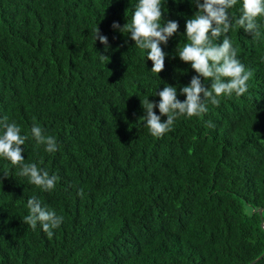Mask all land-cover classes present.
<instances>
[{"label": "trees", "instance_id": "trees-1", "mask_svg": "<svg viewBox=\"0 0 264 264\" xmlns=\"http://www.w3.org/2000/svg\"><path fill=\"white\" fill-rule=\"evenodd\" d=\"M137 4L0 0V118L29 137L22 163L59 177L43 191L0 157V264H264V16L256 37L235 24L241 0L228 10L226 35L253 73L248 91L178 118L156 138L140 120L143 101L158 104L165 85L185 100L180 89L196 73L178 54L198 9L161 0L162 24L179 28L161 45L164 69L155 74L146 50L111 28L130 23ZM96 27L107 49L94 41ZM34 123L58 151L37 146ZM33 196L63 216L52 238L24 223Z\"/></svg>", "mask_w": 264, "mask_h": 264}, {"label": "clouds", "instance_id": "clouds-1", "mask_svg": "<svg viewBox=\"0 0 264 264\" xmlns=\"http://www.w3.org/2000/svg\"><path fill=\"white\" fill-rule=\"evenodd\" d=\"M237 2L238 0H192L198 11L185 23L184 36L188 43L179 51L178 57L183 63L190 64L196 75L191 78L189 85L180 89V94L186 97L183 102L177 99V89L168 85L155 93L159 96L158 104L149 102L148 99L143 101L145 115L140 120L153 137L161 138L165 133L171 132L174 121L182 116L191 118L206 114L207 105L210 103L219 106V98L222 96L231 97L235 94L239 97L248 91L247 82L253 73L246 70L237 58L236 49L226 35L232 27L228 10ZM239 13L235 24L245 33L259 37L260 25L257 18L264 16V0H241ZM162 15L161 0H138L130 23H125L122 28L116 22L111 25L113 30L130 34L129 39L134 45L146 50V60L152 62L151 72L155 74L164 69L166 53L161 45H166L179 28L178 22L174 20L162 24ZM222 36V43L217 44L216 41ZM96 40L106 49L110 47L107 36L102 35L98 27L94 34V41ZM100 58L108 60L103 55ZM202 80L210 81V86L206 87ZM154 108L158 109L160 115L154 113ZM162 116L166 117L163 122ZM209 127L214 125L209 122ZM20 132L21 128L15 122L10 123L7 115L0 118V157L10 161L12 166L20 165L18 175L27 177L29 183L43 191L53 190L59 179L57 175H50L46 169L39 168L35 163H22V146L29 137L27 134L22 136ZM30 134L37 146H44L46 153L58 151L56 137L46 135L39 124H33ZM77 194L83 197V189ZM27 209L24 223L33 230L39 224L47 237L52 238L53 230L60 227L63 216H58L54 210L42 206L36 196L27 200Z\"/></svg>", "mask_w": 264, "mask_h": 264}, {"label": "water", "instance_id": "water-1", "mask_svg": "<svg viewBox=\"0 0 264 264\" xmlns=\"http://www.w3.org/2000/svg\"><path fill=\"white\" fill-rule=\"evenodd\" d=\"M261 211H262V209H259V214L261 213ZM263 226V228H264V225H262ZM264 254V253H263ZM262 254V255H263ZM262 256H260L259 258H261Z\"/></svg>", "mask_w": 264, "mask_h": 264}]
</instances>
